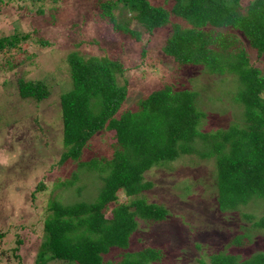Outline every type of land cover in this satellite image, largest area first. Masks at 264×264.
<instances>
[{"label":"trees","instance_id":"trees-1","mask_svg":"<svg viewBox=\"0 0 264 264\" xmlns=\"http://www.w3.org/2000/svg\"><path fill=\"white\" fill-rule=\"evenodd\" d=\"M163 1H171L170 6L156 5L152 0H95L100 16L113 29L132 37L140 38V32L130 27L132 20L148 33L147 40L158 29L169 27L155 44L162 54L159 63L164 64V57L175 62L179 75L172 82L124 106L129 80L123 62L106 54L85 58L71 52L66 57L71 88L61 92L58 100L62 116L59 176L41 209L42 232L34 246L33 264L160 261L162 248L138 236L135 240L142 244L132 247L130 239L142 226L150 228L172 218L167 206L151 202L144 193L154 190L160 181L157 177L165 179L159 173L179 170L173 165L177 160H182L179 166L191 168L188 177L192 183L205 187L201 192L197 190L200 186L192 188L199 197L207 196L206 187L214 185L209 193L218 210L249 221L239 224L245 232L221 241L224 244L209 254L208 264H264V250L243 256L253 230L264 234V72L254 62H264V0ZM4 3L0 0V9ZM42 3L33 0L27 10L41 15ZM62 6L69 7L68 3ZM30 36L27 32L0 36V53ZM147 40H141L143 61L150 57ZM38 43L44 46L51 42L38 38ZM9 59L12 68L29 60L28 56ZM222 82L235 83L229 95L216 89ZM16 84L15 96L21 100L38 103L48 95L41 81L20 76ZM215 108L219 116L212 113ZM228 110L232 118L226 117ZM97 136L105 149L85 158L89 143ZM70 165L74 167L64 175ZM204 167L211 173L209 182L202 176ZM150 169L151 177L146 174ZM85 182L92 189L90 197L86 195L89 200H72L70 194L78 195ZM45 187L38 182L31 198H38ZM161 196L168 199L169 194ZM221 230L211 234L223 240L226 235ZM20 242L17 238L16 244ZM229 246L238 250L229 251ZM11 253L17 264H23L17 246ZM198 261L207 264L202 258Z\"/></svg>","mask_w":264,"mask_h":264},{"label":"rangeland","instance_id":"rangeland-1","mask_svg":"<svg viewBox=\"0 0 264 264\" xmlns=\"http://www.w3.org/2000/svg\"><path fill=\"white\" fill-rule=\"evenodd\" d=\"M32 1L2 0L5 3L0 9V36L11 35L13 32H27L32 35L19 46L4 49L0 53V264H17L11 253V248L15 246L23 264H33L34 246L42 232L41 209L46 205L49 188L59 176L62 116L58 100L61 92L71 88L67 55L75 52L87 58L106 54L123 62L127 68L125 77L129 80L124 106H130L140 96L166 82H172L176 75H179L175 62L168 57H164V64L157 60L162 54L156 49L155 43L167 33L169 27L163 31L158 29L151 36L153 38L147 40L148 33L136 20H132L130 27L140 32V38H135L121 30L113 29L112 24L100 16L101 9L95 0H43L45 3H42L41 15H34L35 12L30 13L27 10ZM170 2L152 0L154 4H163L166 7L170 6ZM65 3H68L69 7L63 8ZM55 5L56 8L51 10L50 7ZM38 38H46L51 43L41 46ZM141 40L150 41L148 46L145 45L150 56L146 61H143L139 54L143 43ZM26 56L29 59L27 64L16 63V67H11L9 58L18 61ZM252 60L254 61L253 58ZM254 62L264 72V62L259 59ZM145 72L149 76L146 77ZM20 76L43 82L48 95L38 103L34 99L21 100L16 97V80ZM216 86L217 90L229 95V90L234 89L235 83L222 82ZM218 112L216 108L215 111L212 110L217 116ZM226 117L232 118L231 111L226 112ZM212 124L216 125L217 122L213 121ZM101 140L97 136L89 143L85 158L93 154L99 155L98 152L105 149V143ZM181 161H174L173 164L178 166L179 170L166 172L169 178L168 174L158 171L166 181L157 177L156 181H160L154 190L150 189L144 193L151 202L167 206L172 218L154 223L150 228L142 226L130 239L132 247L142 244L139 241L141 238L163 249L160 261L154 264H201L198 261L200 258L208 264L209 254L217 252L229 236L245 232L246 229L242 226L249 223L248 220H237L231 218L230 213H221L218 210L214 197L209 193H212L214 185L206 187L207 196L199 197L197 190L201 192L203 188L198 182L195 184L189 180L191 168L179 166ZM72 167L74 166L70 165L64 175L69 174ZM162 169L166 171V168ZM153 170L157 172L156 169ZM201 171L202 176L209 182L212 177L210 172L208 174V167ZM208 175L211 178H208ZM147 176L151 177L150 174ZM40 181L46 187L38 194V198L33 200L31 193ZM195 185L200 187L197 190L192 189ZM91 192L89 182H85L80 193L70 194V197L72 200L88 201ZM162 193L169 194L168 199L163 198ZM250 208L255 211L253 205ZM256 209L259 208L256 206ZM256 212L258 214V211ZM107 213L108 211H105V214ZM224 225H227L229 230H225ZM220 228L226 235L223 240L211 234L212 230ZM137 236L138 241L135 240ZM17 238L21 240L19 244H16ZM251 239L250 246L246 243L243 247V256L248 252L264 250V234L253 230ZM194 240L199 241L202 246H196ZM242 241L247 239L244 237ZM228 250L235 252L238 249L229 246Z\"/></svg>","mask_w":264,"mask_h":264}]
</instances>
